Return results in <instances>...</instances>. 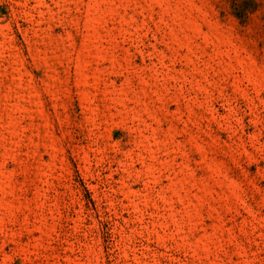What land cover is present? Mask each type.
Returning a JSON list of instances; mask_svg holds the SVG:
<instances>
[{"label": "rangeland", "instance_id": "rangeland-1", "mask_svg": "<svg viewBox=\"0 0 264 264\" xmlns=\"http://www.w3.org/2000/svg\"><path fill=\"white\" fill-rule=\"evenodd\" d=\"M0 264H264V0H0Z\"/></svg>", "mask_w": 264, "mask_h": 264}]
</instances>
